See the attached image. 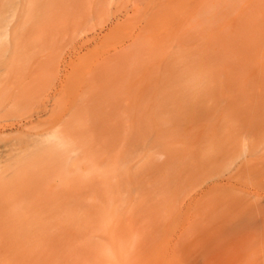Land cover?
Returning a JSON list of instances; mask_svg holds the SVG:
<instances>
[{
	"label": "rangeland",
	"instance_id": "obj_1",
	"mask_svg": "<svg viewBox=\"0 0 264 264\" xmlns=\"http://www.w3.org/2000/svg\"><path fill=\"white\" fill-rule=\"evenodd\" d=\"M86 1L0 37L30 89L0 112V173L30 186L0 200L44 221L0 226V264H264V0Z\"/></svg>",
	"mask_w": 264,
	"mask_h": 264
},
{
	"label": "bare ground",
	"instance_id": "obj_2",
	"mask_svg": "<svg viewBox=\"0 0 264 264\" xmlns=\"http://www.w3.org/2000/svg\"><path fill=\"white\" fill-rule=\"evenodd\" d=\"M1 2H0V37L1 36H3V38L5 37V39L6 38H13V39H11L12 40V42H13V40L15 39V36L19 33H21L23 30H25V28H26V26H27V21H28V19L30 18V14H31V0H19V1H16V0H0ZM60 1V4L63 2V1H65V0H59ZM59 1H57L56 2V0H53V3H54V5H57V4H59ZM78 2H79V0H77ZM77 1L76 0H67V2L66 3H73V4H71V5H68L70 8L69 9H72V5L73 6H75L76 4H75V2L77 3ZM86 1V0H85ZM93 0H87L86 2L88 3V2H92ZM99 1V3L100 2H103L102 0H94L92 3H96V2H98ZM106 1V0H105ZM156 1V0H155ZM158 1V0H157ZM162 1H164V0H162ZM176 1V0H175ZM200 0H190V3L191 4H198V2H199ZM65 2H63L62 4L63 5H65L66 3ZM82 2V1H81ZM85 2V3H86ZM153 2V1H152ZM152 2H150V4L152 3ZM57 3V4H56ZM65 3V4H64ZM69 3V4H70ZM97 4L98 6L101 4ZM155 3V2H154ZM157 3V2H156ZM104 4H106V3H104ZM104 4H102V5H104ZM149 3H148V6H151ZM78 5V4H77ZM67 6V5H66ZM95 6V5H94ZM153 6V5H152ZM57 7V6H56ZM93 6L91 5L90 6V8H92ZM75 8V10H76V7H74ZM73 8V9H74ZM78 8V7H77ZM9 9V11H11L12 10V12H14V18H15V21L14 22H12V23H9V24H6V25H4L5 24V22H6V10H8ZM127 9L128 10H130L129 8H126V10L124 9L123 11H124V13L129 17V18H131L130 16H133V15H135V12H136V9H135V12H131V14L132 15H128V12H127ZM137 10H139V7H138V9ZM81 11H83V10H81ZM122 11V12H123ZM126 11V12H125ZM148 11V10H147ZM72 12V11H71ZM139 12H140V10H139ZM138 12V13H139ZM145 12V11H144ZM149 12V11H148ZM148 12H147V14H148ZM30 13V14H29ZM134 13V14H133ZM150 14L152 13V11L151 12H149ZM69 14H71V13H69ZM74 14V13H73ZM75 14H77V13H75ZM119 14H121V11L119 12ZM123 14V13H122ZM142 14H144V16H145V13H142ZM126 15H124V16H126ZM156 15V14H155ZM65 16V15H64ZM71 17H72V15H70ZM123 15H122V17H124ZM126 16V17H127ZM116 17V16H115ZM147 17V16H146ZM146 17H145V19H146ZM151 17H153V16H150L149 17V14H148V18H150V19H148L149 21H152L151 20ZM63 18V17H62ZM113 18V17H112ZM118 19H115V21L114 22H111L110 24H109V20L107 21V22H105L106 24H108V26H104V25H106V24H102L101 25V30H100V32H103V31H106L105 32V34L106 35H108V33L110 34V33H112V32H116V30L119 28V25L120 24H122L123 23V21L122 22H120V18L119 17H117ZM156 18V17H155ZM30 20V19H29ZM128 19H125V21H127ZM148 20H145V21H147L148 23H150ZM113 21V20H112ZM26 22V23H25ZM29 22V24H30V21H28ZM120 22V23H119ZM146 23V22H145ZM147 24V23H146ZM25 25V26H24ZM48 25V24H47ZM149 25H151V24H149ZM122 26V25H121ZM146 27H147V29H150L151 27L149 26V28H148V26L146 25ZM145 27V25H144V28H143V26L140 28V30L143 28V29H145L146 28ZM28 28V27H27ZM26 28V31L24 32L25 34L26 33H28V29ZM32 29H34V27L32 28ZM41 29H42V27H41ZM91 29V28H90ZM94 29H96V28H94ZM143 29H142V31H143ZM85 30V29H84ZM83 30V32L81 33L80 32V34H83L84 33V35L86 36V34H89V33H87L88 31H90V30H88V29H86L87 30V32H86V30L84 31ZM99 30V29H98ZM97 30V31H98ZM139 30V31H140ZM34 31V30H33ZM95 31V30H94ZM93 30H92V32H94ZM97 31H95V33H97ZM118 31V30H117ZM99 32V33H100ZM144 32V31H143ZM95 33H94V35H95ZM140 33H142V32H138L137 34V36H136V39H134V38H132V36H131V38H132V42H131V45H129L130 47L132 46V43L133 44H136L135 42L136 41H138L137 40V37L139 38L140 37ZM23 33H21L20 35H22ZM25 34H23V35H25ZM77 34V33H76ZM75 34V35H76ZM91 34V33H90ZM103 35V36H106V35ZM113 34V33H112ZM111 34V35H112ZM23 35H22V37H23ZM78 35V34H77ZM77 35L75 36V38L77 37ZM92 36V39L96 36ZM98 35V34H97ZM74 36V35H73ZM79 36V35H78ZM81 36V35H80ZM101 36H102V34H101ZM110 36V35H109ZM19 37V36H18ZM82 37V36H81ZM80 37V38H81ZM96 37H98V36H96ZM96 37L94 38V40L96 39ZM108 36H106V38H107ZM78 38V37H77ZM77 38H76V40L75 41H77ZM83 38V37H82ZM86 38H87V36H86ZM100 38V37H99ZM104 39H105V37H103ZM102 38V39H103ZM9 39V40H10ZM16 39H17V37H16ZM74 39V38H73ZM88 39V38H87ZM130 39V38H129ZM128 39V40H129ZM9 40H5V42H8V44H9V42H11V40L9 41ZM133 40H135L134 42H133ZM86 41V42H85ZM85 41H83V39H82V42L84 43H87V42H89L88 40H85ZM92 41V40H91ZM97 41V40H96ZM130 41V40H129ZM72 43L71 44H74L75 42H74V40H72L71 41ZM81 42V46H84L85 44H83ZM95 42V41H94ZM14 43V42H13ZM79 43V42H78ZM97 43V42H96ZM96 43H94V44H96ZM130 43V42H129ZM7 44V43H6ZM11 44V43H10ZM9 44V45H10ZM88 44V43H87ZM92 44V43H91ZM77 45V44H76ZM89 45H90V43H89ZM127 45V44H126ZM81 46H79L80 47V49H79V51L80 50H82V48H81ZM86 46V45H85ZM91 46V45H90ZM128 46V45H127ZM71 47V49H72V47H73V51H75L76 49V47L73 45H71L70 46ZM75 47V48H74ZM78 47V48H79ZM124 47H126L125 45H124ZM84 48V47H83ZM87 48H89V47H87ZM129 47H126V49H124L125 50V53H126V51H127V49H128ZM88 50H90V49H88ZM116 50H117V52H116ZM116 50H114L115 51V54L117 53V54H119L118 53V51L119 52H122L123 51V47H121L119 50L118 49H116ZM122 50V51H121ZM69 51V50H68ZM71 51V50H70ZM113 51V52H114ZM78 52V51H77ZM76 52V55H77V58H79V56H81L79 53H77ZM112 52V53H113ZM124 52V51H123ZM71 54V53H70ZM73 54V53H72ZM75 54V53H74ZM108 54V53H107ZM107 54H105V55H107ZM115 54H110V56H109V54L105 57V60L106 61H108L109 60V62L111 61V60H113L112 58H114V56H115V58H117V56L118 55H115ZM67 55H68V53H67ZM122 55V54H121ZM120 56V55H119ZM118 56V57H119ZM74 57V56H73ZM112 57V58H111ZM75 58V57H74ZM76 58V59H77ZM107 58V59H106ZM110 58V59H109ZM69 59V58H68ZM72 59V58H71ZM103 59H104V56H103ZM60 60V59H59ZM75 60V59H74ZM104 60V61H105ZM117 60V59H116ZM65 61V60H64ZM103 61V62H104ZM106 61H105V63H106ZM43 62V61H42ZM60 62V61H59ZM59 62H57V65H58V63ZM108 62V63H109ZM114 62H115V59H114ZM64 63V62H63ZM66 63V62H65ZM72 64H73V60H72ZM71 64V65H72ZM107 64V63H106ZM40 65H42V63L40 64ZM67 65V64H66ZM63 66V65H62ZM9 67V66H8ZM7 66H6V68H4V69H1V71H2V73H4V74H2L1 76H0V112L1 113H4L6 110H7V103L8 102H10L12 99H13V97L15 96V99L16 100H25V98H27V96H28V92H29V90L30 89H27V88H25L24 86H20V84H17L16 83V81H15V78H14V75H12L13 74V71H12V69H9ZM59 67V66H58ZM12 68V67H11ZM64 69V68H63ZM57 79V78H56ZM58 80V79H57ZM57 80H53L52 79V81H55V83H56V81ZM59 82H60V80H59ZM55 83H53V86H54V95H53V97H55V95H57V96H59L58 94H60V92H62V85L63 84H61V85H57V86H60V88L59 87H57V89H55L56 87H55ZM17 86H20V87H17ZM15 88H17L18 89V91L19 92H16V90H15ZM52 88V87H51ZM131 90V89H130ZM138 90V89H137ZM126 91V90H125ZM129 91V90H128ZM53 92V91H52ZM130 92V91H129ZM122 94H123V92H121ZM127 94H128V92H126ZM125 93V94H126ZM131 93V92H130ZM130 93H129V95H130ZM16 94H21L19 97H17L16 96ZM23 98H22V97ZM48 97H51V96H48ZM127 98H128V96H126ZM22 98V99H21ZM30 98V97H29ZM28 99V98H27ZM46 100L45 101H47V97L45 98ZM49 99V98H48ZM123 99H125V100H127L126 98H123ZM23 100V101H24ZM51 100V99H50ZM124 100V101H125ZM25 101H27V100H25ZM120 102H121V100H119ZM118 101V102H119ZM42 102H43V100H42ZM44 103V102H43ZM43 103L41 104L40 103V105L38 104V106L37 107H39V106H41V105H43ZM48 103H49V105L48 106H50V101L48 100ZM116 104H118V103H116ZM119 104H122V102L121 103H119ZM118 104V105H119ZM46 104H44L43 105V107H39V108H37V107H35L36 108V110H34L33 108H32V111L30 110V112H32L30 115H28L26 118H24V120H25V123H24V125L26 126V124H28V125H33L34 123H38V124H40V123H42L43 122V120L41 119V117L43 116V115H45V114H48L50 111H51V107H52V104H51V107L48 109V108H46V106H45ZM45 106V107H44ZM42 109V110H41ZM39 111V112H38ZM36 112V113H35ZM28 114V113H27ZM19 125H21L22 126V123H20ZM102 127V126H101ZM103 128V127H102ZM108 130V129H107ZM39 145V144H38ZM138 146V145H137ZM17 178V177H16ZM15 177H6V176H4V175H2V173H0V194H4V193H6V195H9V194H14L15 192H23V191H26L27 190V188L30 186L29 184H30V181H27V180H22V181H18L17 179H16ZM43 178H46V177H43ZM18 179H19V177H18ZM42 180V179H41ZM28 186V187H27ZM29 189V188H28ZM247 194V193H246ZM8 202L6 201H4V200H0V226H3V227H6V226H8V225H12V224H10V223H12V222H14V221H16V222H20V223H22V226L23 225H32L33 224V226H36V225H42V223H44V221L42 222V219H40V217L41 216H39V214H41L42 213V211L38 214V216L36 215V217L37 218H35L36 220L39 218V220H37V221H34V218L32 219V220H28V218H26V217H22L21 215H18V214H16L15 212H10L11 210H9V207H10V209H11V206L9 205L8 206V204H7ZM42 207V210H44V209H46V210H48V211H50V207H53V208H55L56 206L55 205H53V204H47V205H43V206H41ZM37 210H39L38 208H37ZM41 210V209H40ZM45 211V210H44ZM35 212H39V211H35ZM18 213H20V212H18ZM45 214H46V212H44ZM26 214L27 213H25V216H26ZM37 214V213H36ZM33 215V214H32ZM32 215H29V219H31L30 218V216H32ZM43 215V214H42ZM51 216H54V215H52L51 214ZM12 219V220H11Z\"/></svg>",
	"mask_w": 264,
	"mask_h": 264
}]
</instances>
